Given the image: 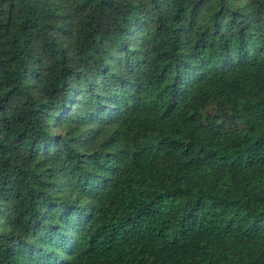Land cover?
I'll return each instance as SVG.
<instances>
[{
    "label": "trees",
    "instance_id": "1",
    "mask_svg": "<svg viewBox=\"0 0 264 264\" xmlns=\"http://www.w3.org/2000/svg\"><path fill=\"white\" fill-rule=\"evenodd\" d=\"M0 264H264V0H0Z\"/></svg>",
    "mask_w": 264,
    "mask_h": 264
}]
</instances>
